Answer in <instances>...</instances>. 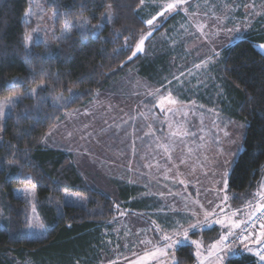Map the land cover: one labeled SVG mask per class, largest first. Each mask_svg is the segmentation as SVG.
Listing matches in <instances>:
<instances>
[{
    "label": "rangeland",
    "instance_id": "374dc122",
    "mask_svg": "<svg viewBox=\"0 0 264 264\" xmlns=\"http://www.w3.org/2000/svg\"><path fill=\"white\" fill-rule=\"evenodd\" d=\"M170 2L173 0H144L137 8L146 21L163 10L161 5ZM29 11L31 15H26ZM109 17L112 11L108 8L95 26ZM24 19L32 24L27 32L33 37L30 48L37 43H51L66 34L65 27L60 32L54 31L55 11L48 8L47 0H28ZM165 19L166 30L155 37L150 44L151 51L146 47L148 36L140 52L148 57L166 52V63L158 66L162 70L159 81L143 77L138 68L127 71L108 88L97 91L84 106L66 111L43 140L49 147L71 153L89 186L114 199L115 215L99 226L103 248L97 264H130L145 251L163 243L161 229L175 236L176 231L182 232L177 222L187 228L197 220L201 226L189 232L184 245L193 246L196 257L193 264H200L201 259L211 264L213 258L208 256L207 249L226 231L213 222L224 215L216 205L222 204L227 195L229 199L225 203L229 207L225 211L230 216L231 210L241 209L237 218L243 219L249 211L248 202L255 203V194L264 184L263 173L256 191L236 193L228 187L224 189L223 182L228 181L231 167L242 149L246 122L226 112L228 102L222 96L219 81L224 77L219 73L223 50L250 34L264 33V0H188L174 12L159 17L154 22L155 29L146 25L147 32L142 37L149 31L153 34ZM262 44L256 42L255 46L264 54ZM202 61H208L207 67L196 69L194 65ZM33 88L36 86L0 98V104H5L9 97H20L14 101L16 104L26 95L33 96ZM169 92L177 103L170 105L165 99L164 111H161L157 105ZM55 103L62 105L65 100L59 97ZM168 108L173 111L168 112ZM12 109L5 108L2 121ZM173 132L179 135L173 136ZM184 132L189 135L184 136ZM127 184L133 188L130 192L126 189V194H134L130 202L121 198V189ZM26 188L31 191L26 192ZM13 194L29 206L24 235L44 237L47 226L38 211L35 187L17 185L13 187ZM60 201L83 206L86 197L65 189ZM213 210L215 217L204 223V212ZM193 211L196 216H192ZM213 227L218 230L204 235L206 229ZM259 231L257 225L254 234ZM179 238L183 239L182 235ZM142 240L151 243L141 244ZM193 240L203 247L197 249L191 243ZM242 249L243 245L237 241L231 251L223 253L224 261ZM197 251L201 253L199 258ZM257 263L261 264L258 257ZM167 264L172 261L167 260Z\"/></svg>",
    "mask_w": 264,
    "mask_h": 264
},
{
    "label": "trees",
    "instance_id": "16d2710c",
    "mask_svg": "<svg viewBox=\"0 0 264 264\" xmlns=\"http://www.w3.org/2000/svg\"><path fill=\"white\" fill-rule=\"evenodd\" d=\"M139 2L47 0L48 8L55 11L54 31L60 32L66 22L72 26L56 41L34 44L29 60L24 54L25 36L32 25L24 19L28 0H0V98L37 88L42 81L45 85L35 95L22 97L0 120V264L99 262L103 248L99 226L115 215L114 199L89 186L71 153L49 147L43 140L66 111L84 106L127 71L138 68L143 77L159 81L158 66L166 63V52L152 57L138 53L128 59L147 32ZM108 8L112 17L95 27ZM82 21H87L83 28ZM163 22L148 37V51L166 30V19ZM256 42H264V33L235 41L223 50L220 60L226 112L246 122L242 149L228 177V188L236 193L258 190L264 173V54ZM59 97L64 104L55 103ZM23 184L36 189L38 211L47 226L42 238L24 235L29 206L13 194V187ZM65 189L83 194L86 204L61 203ZM126 189L133 188L125 185L121 198L130 202L134 194H126ZM217 230L206 229L204 235ZM260 246L249 244L253 252L236 251L224 264H258L254 250ZM193 251L192 245H184L175 251L176 260L193 264Z\"/></svg>",
    "mask_w": 264,
    "mask_h": 264
},
{
    "label": "snow or ice",
    "instance_id": "6c2138e0",
    "mask_svg": "<svg viewBox=\"0 0 264 264\" xmlns=\"http://www.w3.org/2000/svg\"><path fill=\"white\" fill-rule=\"evenodd\" d=\"M188 0H173V2L167 3L166 5H161L162 11L158 12L157 15L152 16L150 19H147L146 21H143L146 25H148L151 29H155L156 25L154 22L159 18L165 15V13H171L174 12L178 7L186 4ZM140 3L143 4L144 0H140ZM26 15H31V12L29 11L26 13ZM110 19V17H109ZM87 21H82L80 24V27L83 28ZM72 25L67 24L66 27L63 30L64 33H68L69 28ZM100 27V26H95ZM36 31V30H34ZM228 31H232V29H228ZM152 35V31H149L147 36L142 37L139 42L137 43L135 50L131 52V55L128 57L129 60H131L133 57H135L138 53L143 52V45L145 43V40L148 36ZM33 37L31 35L25 36V42H24V54L27 59H31L33 52L30 49V43L32 41ZM59 39V38H57ZM125 40L127 41V37H125ZM261 48L264 49V44L261 45ZM215 55V53H214ZM208 61H202L199 64H195L194 67L196 69H201L202 67H207ZM191 74V73H189ZM183 75V73H182ZM178 80V78H176ZM45 85L43 81L40 85L37 86V88H33L31 90V94L35 95L37 92V89L43 88ZM24 94L22 93L21 96ZM151 95V93H150ZM20 97H9L7 102L5 104H0V120L4 119L5 115V108L6 107H15V100H18ZM167 99L168 103L170 105H175L177 101L172 98V93L169 92L167 97H162L159 101V104L157 105L160 107L161 111H164V100ZM168 112H172V108L167 109ZM169 127H171V124H169ZM173 136L179 135L177 132L172 133ZM184 136L189 135L188 132L183 133ZM194 135V133H193ZM225 135H228V133H225ZM161 147H164V145H161ZM165 151H167V148L165 147ZM183 163V161H181ZM179 183L184 184L183 180H180ZM224 189L226 190L228 187V181L225 179L224 182ZM26 192L31 191L30 189H25ZM67 194V193H66ZM84 199V198H82ZM228 196L225 195L222 201V204L216 205V208L220 210L221 213H223V218H217L214 219L215 224L221 225L226 231L219 237L218 240H216L214 243L211 244V246L207 249L208 256L212 257L211 264H224V255L225 251H231L232 246L239 241L244 247V249L248 252H252V248L249 247V244H255V245H264V184H261L260 190L255 194L254 200L255 203L252 201L248 202V209L246 213H244L243 219L237 218L242 210L236 209L231 210V215L229 216L225 209L229 207L226 205L225 202L228 200ZM224 205V206H222ZM201 208L203 206L201 205ZM33 211H35V208H33ZM197 213L195 211L192 212V216H196ZM216 213L215 210L213 212L209 213L208 211L204 212V223H207L209 221L210 217H215ZM257 225H259V233L254 234V230L256 229ZM39 227H43L42 225H38ZM201 226V222L197 220L195 223H189L187 228H183V225H180L179 222H177L178 229H182L181 231H176L175 236L164 233L161 229L160 232L162 234L163 243L158 244L154 246L151 250H147L144 252L143 256L139 257L137 260L131 261L130 264H152V262H157V264H167V260H171L172 264H180L178 260L175 258V251H178L181 247L184 246L185 241L189 239V232L191 230H195L198 227ZM243 226V227H242ZM249 228L252 229V231L249 230ZM236 230H239L237 232ZM182 235L183 239H180L179 237ZM231 238V242L230 241ZM141 244H150L151 241H140ZM192 244L196 245L197 249H200L203 247V245L198 241H191ZM197 257L199 258L201 256V253L197 251L196 253ZM255 255L259 258V261L261 264H264V247L258 248L255 251ZM110 264H115V262H110ZM200 264H205V260L201 259Z\"/></svg>",
    "mask_w": 264,
    "mask_h": 264
},
{
    "label": "built area",
    "instance_id": "2783aa9c",
    "mask_svg": "<svg viewBox=\"0 0 264 264\" xmlns=\"http://www.w3.org/2000/svg\"><path fill=\"white\" fill-rule=\"evenodd\" d=\"M249 230H251V228H249ZM261 247H264V245H261L260 248H261Z\"/></svg>",
    "mask_w": 264,
    "mask_h": 264
},
{
    "label": "bare ground",
    "instance_id": "6f19581e",
    "mask_svg": "<svg viewBox=\"0 0 264 264\" xmlns=\"http://www.w3.org/2000/svg\"><path fill=\"white\" fill-rule=\"evenodd\" d=\"M115 206V205H114ZM115 209H116V207H115Z\"/></svg>",
    "mask_w": 264,
    "mask_h": 264
}]
</instances>
